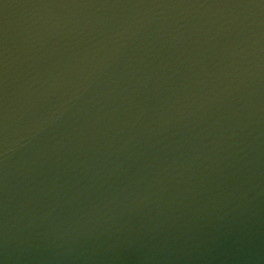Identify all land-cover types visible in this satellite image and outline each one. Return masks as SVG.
I'll use <instances>...</instances> for the list:
<instances>
[{"label":"water","instance_id":"obj_1","mask_svg":"<svg viewBox=\"0 0 264 264\" xmlns=\"http://www.w3.org/2000/svg\"><path fill=\"white\" fill-rule=\"evenodd\" d=\"M0 264H264V0H0Z\"/></svg>","mask_w":264,"mask_h":264}]
</instances>
